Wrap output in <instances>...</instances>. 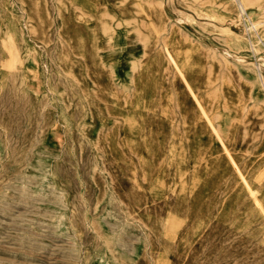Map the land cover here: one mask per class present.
Returning <instances> with one entry per match:
<instances>
[{"label": "rangeland", "instance_id": "rangeland-1", "mask_svg": "<svg viewBox=\"0 0 264 264\" xmlns=\"http://www.w3.org/2000/svg\"><path fill=\"white\" fill-rule=\"evenodd\" d=\"M0 264H264V0H0Z\"/></svg>", "mask_w": 264, "mask_h": 264}]
</instances>
